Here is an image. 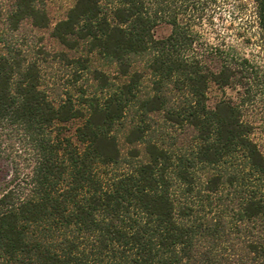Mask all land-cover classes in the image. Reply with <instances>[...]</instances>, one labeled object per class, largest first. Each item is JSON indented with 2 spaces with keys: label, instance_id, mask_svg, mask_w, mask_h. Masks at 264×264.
<instances>
[{
  "label": "trees",
  "instance_id": "obj_1",
  "mask_svg": "<svg viewBox=\"0 0 264 264\" xmlns=\"http://www.w3.org/2000/svg\"><path fill=\"white\" fill-rule=\"evenodd\" d=\"M226 1L75 0L50 35L85 50L71 60L79 69L94 54L123 79L94 68L100 95L76 103L67 94L54 105L37 61L4 45L0 158L10 173L0 188V264H264V153L247 117L258 67L204 40L187 13ZM251 1L264 45V0ZM16 6L12 30L24 18L48 27L44 11ZM161 19L170 31L155 37ZM210 84L238 96L210 106ZM152 113L193 131L183 151L165 145ZM72 119L81 122L68 135Z\"/></svg>",
  "mask_w": 264,
  "mask_h": 264
},
{
  "label": "rangeland",
  "instance_id": "obj_2",
  "mask_svg": "<svg viewBox=\"0 0 264 264\" xmlns=\"http://www.w3.org/2000/svg\"><path fill=\"white\" fill-rule=\"evenodd\" d=\"M19 1L21 0H0V52L5 51L4 45L6 43H13L26 59L36 60L40 69V87L54 105H58L67 94H70L75 103L82 94L98 93L100 95L97 83L91 75L94 68L109 73L115 84L123 80L116 74L113 65L107 64L94 54L88 55L90 61L87 69H79L77 64L72 61L77 60V58H84L86 56L85 50H68L50 35L53 25L64 18L75 0H25L35 8L45 12L49 25L46 28H38L32 25L30 19L24 18L19 21L17 29L12 30L9 14L13 8H17L16 4ZM187 13L197 17L194 19V26L202 34L204 40L212 44L230 45L243 53L258 67L259 76L255 78L254 84L258 94L254 108H249L253 110H249L247 117L254 119L256 127L252 137L264 153V119L260 113V102L264 100L261 94L264 91V45L260 43L258 38L259 30L252 1L228 0L223 5L218 4L211 8H188ZM183 21L186 20L183 19ZM169 31L170 25L161 19L153 32L155 37H161ZM134 60L135 64H133L137 68H141L144 64L143 59ZM237 96L236 89H222L210 84L207 91V102L212 106L221 97L236 98ZM151 120L156 128L157 126L164 127L163 131L160 132L162 140L166 143L165 145L170 144L176 151H183L193 137L191 130L161 124L159 114L152 113ZM80 122L81 119H72L63 123L68 129L67 134L72 135L75 126ZM120 147L123 152H126L131 146L125 144L121 138ZM9 173L10 164L0 158V188Z\"/></svg>",
  "mask_w": 264,
  "mask_h": 264
}]
</instances>
